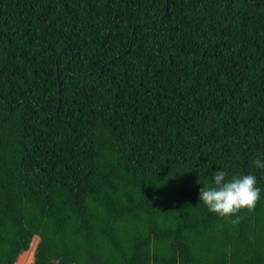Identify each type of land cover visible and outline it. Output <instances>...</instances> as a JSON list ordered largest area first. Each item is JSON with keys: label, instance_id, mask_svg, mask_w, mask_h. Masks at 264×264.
<instances>
[{"label": "trees", "instance_id": "trees-1", "mask_svg": "<svg viewBox=\"0 0 264 264\" xmlns=\"http://www.w3.org/2000/svg\"><path fill=\"white\" fill-rule=\"evenodd\" d=\"M257 158L264 0H0V264H264Z\"/></svg>", "mask_w": 264, "mask_h": 264}, {"label": "clouds", "instance_id": "clouds-1", "mask_svg": "<svg viewBox=\"0 0 264 264\" xmlns=\"http://www.w3.org/2000/svg\"><path fill=\"white\" fill-rule=\"evenodd\" d=\"M255 167L264 169V160H253ZM213 184L203 186L199 192V200L208 211L222 218L236 217L233 224L240 222L238 215L242 210L253 211L260 199V189L256 186L255 175H232L229 178L227 169H219L213 173Z\"/></svg>", "mask_w": 264, "mask_h": 264}, {"label": "rangeland", "instance_id": "rangeland-1", "mask_svg": "<svg viewBox=\"0 0 264 264\" xmlns=\"http://www.w3.org/2000/svg\"><path fill=\"white\" fill-rule=\"evenodd\" d=\"M37 243H38V238L34 237L32 242H31V245H30L28 252L25 253L24 255L20 256L15 264H32L33 263V254H34Z\"/></svg>", "mask_w": 264, "mask_h": 264}]
</instances>
